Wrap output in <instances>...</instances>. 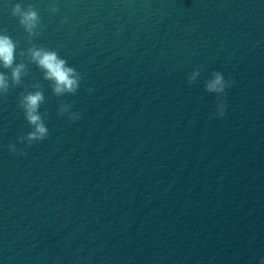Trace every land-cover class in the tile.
Returning a JSON list of instances; mask_svg holds the SVG:
<instances>
[{"label":"water","instance_id":"obj_1","mask_svg":"<svg viewBox=\"0 0 264 264\" xmlns=\"http://www.w3.org/2000/svg\"><path fill=\"white\" fill-rule=\"evenodd\" d=\"M16 2L41 16L33 42L82 80L57 97L28 66L49 129L31 146L18 140L24 87L0 97V264H260L264 0H0L19 62ZM213 71L235 81L222 118Z\"/></svg>","mask_w":264,"mask_h":264},{"label":"clouds","instance_id":"obj_2","mask_svg":"<svg viewBox=\"0 0 264 264\" xmlns=\"http://www.w3.org/2000/svg\"><path fill=\"white\" fill-rule=\"evenodd\" d=\"M49 11L57 13L58 5L51 4ZM10 12L13 17L18 18L19 24L27 33L26 39L29 46L19 49V62H17V48L20 41L13 39L7 29H0V68L9 70L8 72L0 71V97L6 96L10 89L24 87V91L19 94L18 104L30 126V131L19 136L18 140L31 146L35 142L45 140L49 136V129L45 122L46 113L40 112V107L46 99L43 86L39 81L24 85L23 78L30 72L28 66L35 64L40 69L43 79L49 82L53 95L57 97L75 94L80 86L82 75L75 67L69 66L66 59L62 58L56 49L33 42L32 38L38 36L42 28L41 16L33 4L25 6L16 2L11 5ZM201 73V68L193 69L187 76L188 83H195L196 77ZM234 83L231 76L226 79L220 71H213L211 78L205 80V90L216 94L217 106L213 113L216 118L226 115V89ZM70 109L71 105L61 102L58 113L61 116L66 115L69 120L80 119V114ZM8 149L19 155L27 154L23 149L17 148L15 143H10ZM260 264H264V257L261 258Z\"/></svg>","mask_w":264,"mask_h":264}]
</instances>
